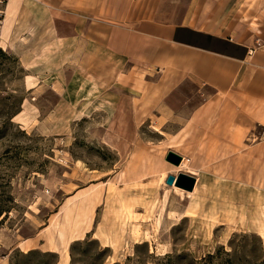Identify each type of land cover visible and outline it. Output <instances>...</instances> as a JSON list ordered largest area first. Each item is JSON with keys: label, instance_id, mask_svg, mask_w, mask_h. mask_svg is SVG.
I'll use <instances>...</instances> for the list:
<instances>
[{"label": "rangeland", "instance_id": "374dc122", "mask_svg": "<svg viewBox=\"0 0 264 264\" xmlns=\"http://www.w3.org/2000/svg\"><path fill=\"white\" fill-rule=\"evenodd\" d=\"M28 73L0 46V264H264V225L253 226L264 194L234 180L188 194L167 185L178 174L151 173L167 163L160 138L135 125L111 66L70 63L59 86L35 90ZM91 199L90 231L63 245L67 210ZM36 236L60 253L22 247Z\"/></svg>", "mask_w": 264, "mask_h": 264}, {"label": "crops", "instance_id": "0c3cea01", "mask_svg": "<svg viewBox=\"0 0 264 264\" xmlns=\"http://www.w3.org/2000/svg\"><path fill=\"white\" fill-rule=\"evenodd\" d=\"M3 1L0 46L29 72V90L59 86L70 63L111 66L131 90L135 125L148 121L160 138L156 156L167 163L151 173L190 175L197 189L234 180L238 192L264 194V0ZM95 204L68 207L85 219L72 241L90 231ZM261 205L254 227L264 225ZM52 245L22 243L59 254L61 242Z\"/></svg>", "mask_w": 264, "mask_h": 264}, {"label": "bare ground", "instance_id": "6f19581e", "mask_svg": "<svg viewBox=\"0 0 264 264\" xmlns=\"http://www.w3.org/2000/svg\"><path fill=\"white\" fill-rule=\"evenodd\" d=\"M173 164V163H172ZM175 165V164H174ZM175 166H177V165H175ZM179 166V165H178ZM177 191H180V192H187L188 194H192L193 193V191H194V189H195V186H194V189L192 190V191H186L185 189H182V188H179V187H177L175 184H174V186H173ZM78 205H80V204H78ZM77 207V206H76ZM75 207V208H76ZM79 207V206H78ZM83 207V206H82ZM75 208H73L74 209V211H75ZM81 213V212H80ZM71 214H72V210L71 209H69V210H67V222H68V226H69V228H70V232H71V237H70V241L71 240H73V238L74 237H76V236H79V235H81V232H82V229H81V232H80V228H81V225L83 224V222L85 221V219H83L82 218V216H78L77 218H75V220L74 219H72L71 218ZM78 214V213H77ZM77 214H76V216H77ZM72 216H73V214H72ZM83 216H85V214H83ZM75 217V216H74ZM85 218V217H84ZM66 228L65 227H63V226H61V229H60V237H61V239H62V242H63V245H68V243L70 242V241H66V237H68V236H66L67 234H66ZM69 232V231H68ZM104 235L102 234V232L100 231V237H101V239H103L104 237H103ZM106 236V235H105ZM103 240H105V239H103ZM106 241H108V242H105V243H109L110 242V240H106ZM66 259H65V261L63 262V264H66V260L68 259V257L66 256L65 257ZM68 263V262H67Z\"/></svg>", "mask_w": 264, "mask_h": 264}, {"label": "water", "instance_id": "95a60500", "mask_svg": "<svg viewBox=\"0 0 264 264\" xmlns=\"http://www.w3.org/2000/svg\"><path fill=\"white\" fill-rule=\"evenodd\" d=\"M167 160L175 165H180L181 164V157L170 152L168 154ZM177 179L176 182V186L182 189H185L186 191H192L194 189L196 180L194 177L184 174V173H180L176 176H169L167 179V185L169 186H173L174 181Z\"/></svg>", "mask_w": 264, "mask_h": 264}, {"label": "built area", "instance_id": "2783aa9c", "mask_svg": "<svg viewBox=\"0 0 264 264\" xmlns=\"http://www.w3.org/2000/svg\"><path fill=\"white\" fill-rule=\"evenodd\" d=\"M3 20H4V14H3L2 11H0V27H1L2 24H3ZM176 177H177V176H176ZM176 182H177V179L174 181V184H176ZM174 184H173V186H174Z\"/></svg>", "mask_w": 264, "mask_h": 264}]
</instances>
